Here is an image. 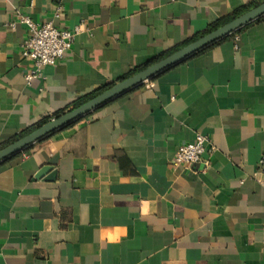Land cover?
Masks as SVG:
<instances>
[{
	"label": "crops",
	"instance_id": "0c3cea01",
	"mask_svg": "<svg viewBox=\"0 0 264 264\" xmlns=\"http://www.w3.org/2000/svg\"><path fill=\"white\" fill-rule=\"evenodd\" d=\"M262 3L0 0V150ZM21 17L81 30L29 83ZM0 264H264V16L2 161Z\"/></svg>",
	"mask_w": 264,
	"mask_h": 264
},
{
	"label": "water",
	"instance_id": "95a60500",
	"mask_svg": "<svg viewBox=\"0 0 264 264\" xmlns=\"http://www.w3.org/2000/svg\"><path fill=\"white\" fill-rule=\"evenodd\" d=\"M264 16V3L245 12L229 23L221 26L213 32L203 36L195 42L181 48L166 58L152 64L140 71L139 73L123 80L99 95L93 97L82 105L40 125L29 134L23 136L19 140L0 150V163L13 155L22 152L24 149L42 140L50 134L66 127L67 125L87 116L96 109L102 107L118 96L128 92L129 90L138 87L144 81L152 79L159 73L179 64L190 56L199 52L203 48L226 38L230 34L240 30L251 22L258 20Z\"/></svg>",
	"mask_w": 264,
	"mask_h": 264
},
{
	"label": "built area",
	"instance_id": "2783aa9c",
	"mask_svg": "<svg viewBox=\"0 0 264 264\" xmlns=\"http://www.w3.org/2000/svg\"><path fill=\"white\" fill-rule=\"evenodd\" d=\"M20 23L27 29L26 39L21 45V54L25 60H30L33 64V69L25 76L27 83L39 77L43 67L55 66L62 60L70 51L75 36L81 31L80 28H76L73 32L58 29L52 22L37 24L27 17H21ZM145 86L150 88L152 84L145 83ZM208 145V139L197 134L192 142L176 149L172 166L186 170L193 169L201 163L203 155L208 152Z\"/></svg>",
	"mask_w": 264,
	"mask_h": 264
},
{
	"label": "trees",
	"instance_id": "16d2710c",
	"mask_svg": "<svg viewBox=\"0 0 264 264\" xmlns=\"http://www.w3.org/2000/svg\"><path fill=\"white\" fill-rule=\"evenodd\" d=\"M253 7H255V6H253ZM246 11H248V9H244V10L242 11V13H245ZM239 15H241V13H238V14L234 15L233 17L227 19L226 21H224L223 23H221L219 26L217 25V26H215V27L209 29L206 33H210V32H212V31H214L215 29H217L218 27H220V26H222V25H225V24L229 23L230 21L234 20V19H235L236 17H238ZM223 39H224V38H223ZM223 39H221V40H219V41H217V42L212 43L211 45H209V46L203 48L202 50H200V51L197 52V53H201V52L205 51L206 49L211 48V47L217 45V44H218L220 41H222ZM197 53H195V54H197ZM103 91H104V90H103ZM103 91H101V92H103ZM101 92H99V93H101ZM99 93H98V94H99ZM98 94H97V95H98ZM78 106H80V104H77V107H78ZM57 117H58V116H57ZM46 122H47V121H44V122H42L40 125H42V124H44V123H46ZM40 125H38L37 127H39ZM28 133H30V132H27L26 134H28Z\"/></svg>",
	"mask_w": 264,
	"mask_h": 264
}]
</instances>
